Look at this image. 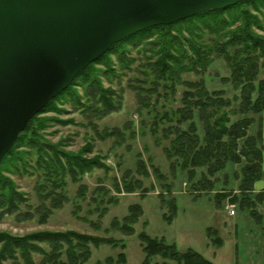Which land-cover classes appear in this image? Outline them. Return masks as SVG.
<instances>
[{"label":"trees","instance_id":"1","mask_svg":"<svg viewBox=\"0 0 264 264\" xmlns=\"http://www.w3.org/2000/svg\"><path fill=\"white\" fill-rule=\"evenodd\" d=\"M264 0H243L222 9H207L190 17L171 24H159L140 30L121 41L113 43L108 50L90 62L81 70L73 81L36 113L27 126L18 134L15 142L0 162V216L17 214L30 216L28 211L21 209L28 198L24 191L18 189L10 174L38 173L34 190L39 195L40 205L37 207L39 219L43 223L54 209L63 206L68 199V181L79 182L83 176L94 169H109L100 153H92V144L86 143L78 151L66 150L63 141L51 142L44 137V129L51 121L64 124L74 123L71 118L59 119L46 116L44 113H57L81 109L83 112L102 116L120 108V101L115 88L104 86L103 77L112 80L119 75L118 69H130L135 57L130 54L132 48L144 55L140 67L145 68V77L140 83L152 85L148 90L158 92L162 89L165 96L175 95L177 84H182L180 106L172 108L170 113L164 112L156 116L154 124L168 120L164 134L172 135L169 146L165 149L171 166L180 164L186 170L189 179L196 175V169L205 167V172L192 184L196 188L213 189V177L225 167L226 162L244 164L241 168L239 183L240 206L249 208L250 214L256 213L251 207L253 201L248 196L253 189V182L264 178L262 161L261 128L255 135L247 133L253 118H242L230 125L227 111L223 108L231 104L225 97L224 89L208 90L202 79L183 80L182 74L192 72L201 74L216 59H222L229 69V75L222 78L238 91L233 99L238 100L240 112L258 114L264 110ZM117 64V67L115 66ZM149 69V70H148ZM148 71L153 74L151 78ZM137 89L141 102L144 101L143 86H132ZM253 93L256 96L253 98ZM160 94V93H159ZM68 103L71 108L63 105ZM147 105V103H144ZM197 111L199 122L203 128L202 137L197 132L194 112ZM189 121L188 127L180 125ZM261 124V123H260ZM111 130L105 136L115 135ZM243 138L242 144L238 139ZM178 159L180 161L178 162ZM138 172L147 175V169L140 160ZM177 161V162H176ZM154 172L157 168L154 167ZM161 176L160 173H156ZM123 181V189L132 192L142 189L139 179L135 183ZM201 184V185H197ZM115 183L119 192L121 188ZM86 186L80 184L78 196L84 197ZM98 194L104 196L109 192L98 187ZM257 199L264 197V191L257 192ZM167 212L163 219L171 223L177 211L175 199L164 200ZM227 196L225 192H217L215 197L218 205ZM233 194L230 201H237ZM101 199V198H100ZM106 207L100 210L101 217ZM143 209L139 203L130 204L128 213L122 222L115 219L112 228L126 234L134 233ZM97 225V224H95ZM207 235L214 245L221 246L222 238L215 228L208 227ZM137 237L144 254L140 264H213L198 251L192 248L179 250L174 243L164 237L149 235L145 230L138 232ZM108 244L124 249V243L113 236H101L74 229L38 230L24 235H11L0 231V264H84L91 255V246ZM35 254L41 259L36 262ZM159 257L161 261H154ZM8 261V262H7ZM124 251L116 257L107 256L94 264H125Z\"/></svg>","mask_w":264,"mask_h":264},{"label":"rangeland","instance_id":"2","mask_svg":"<svg viewBox=\"0 0 264 264\" xmlns=\"http://www.w3.org/2000/svg\"><path fill=\"white\" fill-rule=\"evenodd\" d=\"M262 19L264 24V16ZM259 32L264 34V31ZM130 54L136 58L130 69H118L119 75L112 80L105 77L102 79L104 86L116 89L120 101L119 110L102 116L86 113L81 109L44 113L46 116L74 120V123L70 124L51 121L50 125L44 129L46 139L51 142L62 140L63 147L70 151H78L86 143L92 144L91 154L100 153L109 165V169H94L85 174L79 182L68 181V199L62 207L54 209L43 223L37 212V207L40 205L39 195L34 190L38 173L10 174L18 185V189L26 193L28 201L21 205V209L28 211L30 216H17L15 213L0 216V231L11 235H24L45 229H74L101 236H113L125 245L124 249L108 244L92 245L91 255L84 264H94L107 256L116 257L120 251L125 252V264H140L144 254L137 234L141 230H145L151 236L164 237L166 241L174 243L179 250L192 248L213 264H258L262 253L255 243V237L252 239L248 236V240L244 241L245 238L242 235L257 234L260 239L264 238V197L258 200L257 193L254 192L257 187H264V178L253 182V189L247 193L253 201L251 207L256 213L255 217L250 214L249 208L241 207L239 201L243 196L239 190V183L244 160L241 163L228 161L225 167L216 172L213 177H208L213 182V189L193 187L192 184L205 172V167L197 168L195 177L189 179L187 171L181 169L180 164L171 166L172 160L167 158L165 149L169 146L172 135L164 134V129L170 122L166 120L154 124V120L165 111L170 113L172 108L181 105L180 98L184 86L177 84L175 95L165 96L161 88L158 92H150L148 89L152 88V85L149 82L138 81L146 75L145 68L139 65L140 61L145 60L144 55L136 48H132ZM115 66L117 67V64ZM148 74L153 78L151 72L148 71ZM228 75L229 69L225 62L222 59H216L203 73H183L182 79H202L208 90L224 89L225 97L231 100V104L223 108L228 114L226 124L230 125L242 118H253L254 121L248 127L247 133L255 135L258 126L262 130L261 117L264 110L258 114L240 112L238 100L233 99L238 91L234 90L229 82L222 81V78ZM138 84L143 86L141 90L144 96L143 102L137 95L138 90L132 87ZM255 96L256 93H253V98ZM61 106L69 110L71 108L68 103ZM193 120L199 136L202 137L203 128L197 111L194 112ZM188 124L189 121L184 122L180 127L186 129ZM113 129L117 131V134L105 136V133ZM243 140L239 138V144H242ZM259 144L263 147V155V140ZM139 159L143 161L147 175L138 172ZM177 160L180 161L178 158ZM152 165L157 168L156 173H160L161 176L154 172ZM136 179L140 180L145 190L135 189L127 192L123 189L124 180L134 184ZM115 183L121 188L119 192L115 188ZM80 184L86 186L84 197L78 196L77 190ZM100 186L109 192L100 196L97 190ZM217 192L227 194L219 205L215 197ZM233 194L238 198L237 201L231 202L229 199ZM160 195L165 201L175 199L177 211L171 223L163 219L162 214L167 212V205L161 203ZM226 201L235 204V215H229L224 208ZM134 203H139L143 209V214L134 224V233L126 234L112 228V222L115 219L122 222V217L128 213L129 205ZM103 207H106V210L100 217V210ZM234 222H237L239 233L233 226ZM208 227H216V230L223 233L222 246L211 243L207 235ZM34 259L39 262L41 255L35 254ZM154 261H161V259L155 257ZM168 262L176 264L174 261Z\"/></svg>","mask_w":264,"mask_h":264},{"label":"water","instance_id":"3","mask_svg":"<svg viewBox=\"0 0 264 264\" xmlns=\"http://www.w3.org/2000/svg\"><path fill=\"white\" fill-rule=\"evenodd\" d=\"M243 0H0V162L46 103L115 42Z\"/></svg>","mask_w":264,"mask_h":264},{"label":"crops","instance_id":"4","mask_svg":"<svg viewBox=\"0 0 264 264\" xmlns=\"http://www.w3.org/2000/svg\"><path fill=\"white\" fill-rule=\"evenodd\" d=\"M261 123H262V131H261V134H262V140H263V145H264V112H263L262 117H261ZM262 168L264 169V151H263V155H262ZM260 191H264V187H259V188L257 187V189H255L254 192L257 193V192H260ZM228 214H229V212H228ZM235 214H236V212H234V214H229V215H235ZM224 224H225V222H224ZM233 226H234L235 230L237 231V229H238L237 228V222H234ZM217 231H218L219 236L222 238V243H221V246H222L223 245V242H224L223 237H222V234L223 233L221 231H219V230H217ZM238 233H239V229H238ZM248 234H251V233L248 232ZM256 235L253 236V234H251V235H242V236L245 238L244 241H247L248 240V238H247L248 236L251 237L252 239L255 237V243L257 244V247L260 248L261 253H262V258H261L260 261H258V264H264V238L263 239H260L259 236L258 235L256 236ZM263 236H264V234H263ZM235 238H234V242L236 244Z\"/></svg>","mask_w":264,"mask_h":264},{"label":"built area","instance_id":"5","mask_svg":"<svg viewBox=\"0 0 264 264\" xmlns=\"http://www.w3.org/2000/svg\"><path fill=\"white\" fill-rule=\"evenodd\" d=\"M234 207H235V204L229 201H226L224 204V208L229 212V214H234L235 212Z\"/></svg>","mask_w":264,"mask_h":264}]
</instances>
